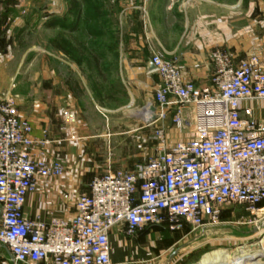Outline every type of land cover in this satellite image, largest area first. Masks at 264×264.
<instances>
[{"label": "crops", "instance_id": "crops-1", "mask_svg": "<svg viewBox=\"0 0 264 264\" xmlns=\"http://www.w3.org/2000/svg\"><path fill=\"white\" fill-rule=\"evenodd\" d=\"M17 2L3 0L0 92L15 83L12 91L18 95L20 117L31 124L34 137L47 141L48 159L65 167L61 177L37 178V189L24 204L25 215L32 219L72 218L77 198L89 193L95 176L109 168L130 170L154 155L157 128L164 126L169 143L188 137L191 128H179L173 122L174 108L168 109L165 120L155 119L151 124L143 120L144 109L150 103L157 106L155 94L161 84L150 63L153 54L175 64L185 79L200 88L211 86L215 49L229 51L237 63L252 54L264 58V0H150L138 37L90 51L94 60L89 69L99 74V106L95 118L85 120L81 105L84 87H88L82 64L76 62L66 71L51 70L36 85L27 80L20 61L15 69L6 68L13 57L12 45L22 38L20 29L33 25L20 17L23 7ZM133 2L129 0L127 14L136 11ZM76 39L72 53L63 49L61 55L83 57L81 41ZM38 89L42 93L32 92ZM240 112L244 121L264 126V99L243 101ZM261 217L264 201L257 215L242 204L224 206L220 223L204 229H194L189 223L178 230L151 225L129 235L126 225L118 224L109 233L111 262L195 264L211 251L206 250L208 246L237 238L239 225H248L249 219L260 223ZM8 257L7 247L0 244V264Z\"/></svg>", "mask_w": 264, "mask_h": 264}, {"label": "built area", "instance_id": "built-area-1", "mask_svg": "<svg viewBox=\"0 0 264 264\" xmlns=\"http://www.w3.org/2000/svg\"><path fill=\"white\" fill-rule=\"evenodd\" d=\"M139 1L134 8L146 23L150 0ZM151 60L161 82L155 122L174 108V124L190 127V134L169 143L164 126L157 128L154 155L130 170L95 176L70 219L25 215L37 178L61 177L65 167L48 159L47 141L33 136L15 97L0 95V244L9 251L1 264H113L109 233L118 224L129 235L151 225L204 229L220 223L223 207L232 204L257 215L264 201V126L244 121L240 108L245 100L264 99V58L252 54L237 63L229 51L215 49L209 88L185 79L159 54Z\"/></svg>", "mask_w": 264, "mask_h": 264}, {"label": "rangeland", "instance_id": "rangeland-1", "mask_svg": "<svg viewBox=\"0 0 264 264\" xmlns=\"http://www.w3.org/2000/svg\"><path fill=\"white\" fill-rule=\"evenodd\" d=\"M133 1V9L136 11L127 14L129 0H18V7H23L20 9V17L30 23L33 22V25L20 29L22 38L19 43L12 45L13 57L9 58L6 68L15 69L17 61H20L21 71L30 83L36 85L42 83L45 73L51 70L57 72L60 68L65 70L67 66L76 62L82 64L85 71L83 75L85 86L88 87H84L82 116L85 120L94 119L96 116L94 112L99 106L97 105L99 74L91 73L89 69L94 60L90 51L95 50L96 47L100 50L106 49L109 43L118 46L123 41L138 37L145 19L142 20L140 10L134 8L140 4V1ZM50 21H55V26L49 27ZM64 21L72 26H65ZM74 25L76 28L69 33L70 27ZM92 35L94 39L91 38ZM65 36L70 37L71 40ZM77 37L81 41L83 57L75 59L70 55L67 58L61 55L60 51L63 49L69 54L72 53ZM14 87L13 82L10 88L0 92V95L10 92L17 102L18 95L12 91ZM32 92L42 93V90ZM236 233L234 235H237V238L223 241L221 244H213L206 250L222 248L230 252L233 257H238L241 252L240 247H247L246 249L259 250L258 254H263L260 250L263 247L257 245L253 248L250 245L257 244L264 237V217H261L260 223L256 226L239 225ZM259 263L264 264V256L259 257Z\"/></svg>", "mask_w": 264, "mask_h": 264}, {"label": "bare ground", "instance_id": "bare-ground-1", "mask_svg": "<svg viewBox=\"0 0 264 264\" xmlns=\"http://www.w3.org/2000/svg\"><path fill=\"white\" fill-rule=\"evenodd\" d=\"M257 245L263 247V249L260 250H262L264 254V237L257 244H251L250 247L254 248V246ZM246 248L247 247H240L239 250L241 252L238 257H233L226 249H214L204 253L201 259L195 264H246L247 262L261 264L259 263V257L264 255L258 254L259 250Z\"/></svg>", "mask_w": 264, "mask_h": 264}, {"label": "water", "instance_id": "water-1", "mask_svg": "<svg viewBox=\"0 0 264 264\" xmlns=\"http://www.w3.org/2000/svg\"><path fill=\"white\" fill-rule=\"evenodd\" d=\"M151 66L153 67V69H155V65L152 62V60L150 61ZM156 106L152 103H150L146 109H144L143 111V120L145 121L146 124H151L155 119H156ZM256 230V228H255Z\"/></svg>", "mask_w": 264, "mask_h": 264}, {"label": "trees", "instance_id": "trees-1", "mask_svg": "<svg viewBox=\"0 0 264 264\" xmlns=\"http://www.w3.org/2000/svg\"><path fill=\"white\" fill-rule=\"evenodd\" d=\"M66 20H68V19H66ZM65 22V21H64ZM67 22V21H66ZM64 23L65 24V26H72V25H67L68 23ZM55 21H50V23H49V27H52V26H55ZM73 28V29H72ZM76 27H75V25L73 26V27H70V29H69V31H72V30H74ZM73 32V31H72ZM165 226H167V225H165ZM161 227H164V226H161ZM168 227V226H167Z\"/></svg>", "mask_w": 264, "mask_h": 264}]
</instances>
